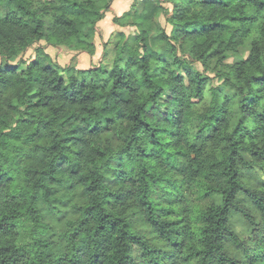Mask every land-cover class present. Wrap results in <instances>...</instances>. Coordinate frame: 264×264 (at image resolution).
Segmentation results:
<instances>
[{
	"label": "trees",
	"instance_id": "16d2710c",
	"mask_svg": "<svg viewBox=\"0 0 264 264\" xmlns=\"http://www.w3.org/2000/svg\"><path fill=\"white\" fill-rule=\"evenodd\" d=\"M111 1L0 0V264H264L239 169L264 172V0H133L99 66L52 61L40 42L93 55Z\"/></svg>",
	"mask_w": 264,
	"mask_h": 264
},
{
	"label": "rangeland",
	"instance_id": "374dc122",
	"mask_svg": "<svg viewBox=\"0 0 264 264\" xmlns=\"http://www.w3.org/2000/svg\"><path fill=\"white\" fill-rule=\"evenodd\" d=\"M134 20H135L134 11L132 10L130 13L123 16L119 20V22L117 21L115 24L118 25V28L117 27L115 28L116 30H114L111 33L108 40L105 43H102L101 45H99L98 48L94 46L95 50H94L93 55L95 57V63L89 66L86 65V68L84 69H90L95 66L97 67L101 64L100 61L102 59L104 46L106 45L107 46L106 48H108L114 44V41L119 39V36H117L115 33L123 32L127 37L130 38L132 34L136 32V28L132 26V23L134 22ZM160 22H161V25L164 26L167 31L170 30V27L165 23L164 18L161 17ZM248 51H249L248 46H242L238 49L237 53L230 54L229 58L225 62L231 64L235 62L236 60L245 58ZM23 57L25 60H30L31 58H33V54L30 53V51L28 50ZM67 61L68 59L61 62L63 63L62 67L72 65V67L75 68V66L71 63V61L68 64H67ZM75 69H82V68H75ZM206 74L209 77H212V82L215 85L220 84L219 79L217 78V76H215V70L212 68V66L207 70ZM226 91L231 93V95L233 94V90L231 89H226ZM246 160L251 161L250 158H246ZM239 169H240L241 181L246 188L250 190H254V191H258L261 189V186L264 184V172L261 169L260 165H251V167L248 169L240 165ZM239 195H240V198L243 197L242 194H239ZM216 201H217L216 198H206V199H202L201 201H199V203L202 204V206H206L210 204L211 202H216ZM194 203H197V202H194ZM245 204L247 205L250 203L246 202ZM61 209H65L62 214L46 213V210L43 211V213L45 214L43 220L45 221V223H47L50 226L53 232H56L55 238H57V235L59 233H62V231L65 230L67 222L76 217L75 211L71 207L69 206L64 207V208L62 207ZM230 227L238 235L240 240H243V241L248 240V242L251 243L254 233H253L251 226L245 220V218H243L239 214H235L230 220ZM234 251L238 253L239 255H241L240 250L235 248Z\"/></svg>",
	"mask_w": 264,
	"mask_h": 264
},
{
	"label": "crops",
	"instance_id": "0c3cea01",
	"mask_svg": "<svg viewBox=\"0 0 264 264\" xmlns=\"http://www.w3.org/2000/svg\"><path fill=\"white\" fill-rule=\"evenodd\" d=\"M132 1L133 0L111 1L109 11L105 13V16L96 25V32L93 35V43L96 48H98V46L102 43H105L110 37L111 33L116 30L115 28H118V25L113 23L112 19L114 17H121L123 14H125L130 9ZM40 45L44 46V51L51 58V60L60 66H63V63L61 62L66 59H68L67 64L71 61L75 68L82 69L86 68V65L89 66L95 63L94 55H89L85 52H77L74 50H69L65 47H54L51 45H46L44 42H40ZM29 51L34 57L33 48L29 49Z\"/></svg>",
	"mask_w": 264,
	"mask_h": 264
}]
</instances>
